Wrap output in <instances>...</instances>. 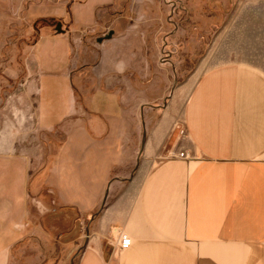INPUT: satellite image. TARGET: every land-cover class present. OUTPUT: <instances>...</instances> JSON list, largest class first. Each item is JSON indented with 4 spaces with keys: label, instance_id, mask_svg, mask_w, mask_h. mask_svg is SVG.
I'll return each instance as SVG.
<instances>
[{
    "label": "crops",
    "instance_id": "1",
    "mask_svg": "<svg viewBox=\"0 0 264 264\" xmlns=\"http://www.w3.org/2000/svg\"><path fill=\"white\" fill-rule=\"evenodd\" d=\"M62 2L68 6L69 0ZM80 3L72 2L70 20L91 29L114 0ZM69 52L65 34L46 33L35 45V62L60 73ZM88 99L86 114L64 128L53 167L59 208L87 221V238L72 249L79 250L74 264H264L262 69L232 62L202 73L181 109L191 155L186 148L168 155L175 107H163L133 152L134 172L114 195L107 192L110 200L95 212L128 138L115 98L92 93ZM179 152L188 158H178ZM28 175L23 157L0 154V235L7 237L0 264H17L31 241L16 230L31 216L26 196L36 181ZM118 230L132 243L116 254Z\"/></svg>",
    "mask_w": 264,
    "mask_h": 264
},
{
    "label": "rangeland",
    "instance_id": "2",
    "mask_svg": "<svg viewBox=\"0 0 264 264\" xmlns=\"http://www.w3.org/2000/svg\"><path fill=\"white\" fill-rule=\"evenodd\" d=\"M72 2L82 0H0V154L23 157L36 181L26 196L31 216L16 226L31 239L17 264H74L72 249L87 238V221L55 201L53 167L63 130L86 114L88 96L115 98L128 138L95 212L134 172L133 152L163 107H175L168 155L187 149L181 109L202 73L232 62L264 71V0H114L91 29L70 20ZM57 22L69 60L49 73L36 64L35 45L46 33L59 35ZM109 30L112 37L97 43Z\"/></svg>",
    "mask_w": 264,
    "mask_h": 264
},
{
    "label": "built area",
    "instance_id": "3",
    "mask_svg": "<svg viewBox=\"0 0 264 264\" xmlns=\"http://www.w3.org/2000/svg\"><path fill=\"white\" fill-rule=\"evenodd\" d=\"M176 156L179 158L187 157L182 152L178 153ZM131 243H132V239L130 238V236H128L122 230H118V232L116 233L114 242H113L114 253L118 254L126 250L131 245Z\"/></svg>",
    "mask_w": 264,
    "mask_h": 264
},
{
    "label": "water",
    "instance_id": "4",
    "mask_svg": "<svg viewBox=\"0 0 264 264\" xmlns=\"http://www.w3.org/2000/svg\"><path fill=\"white\" fill-rule=\"evenodd\" d=\"M60 26H61L60 22H57L56 25H55V32L58 33V34H63L64 31L60 28ZM112 35H113V31L109 30L103 36L96 38V42L97 43H101L103 40H108V39H110L112 37Z\"/></svg>",
    "mask_w": 264,
    "mask_h": 264
},
{
    "label": "trees",
    "instance_id": "5",
    "mask_svg": "<svg viewBox=\"0 0 264 264\" xmlns=\"http://www.w3.org/2000/svg\"><path fill=\"white\" fill-rule=\"evenodd\" d=\"M97 215H98V213H96V214H91V216L90 217H92V219H91V221H94L95 220V218L97 217ZM91 223V222H90ZM78 254L79 253H77L76 255H75V260H76V258L78 257ZM74 255V254H73ZM75 262V261H74Z\"/></svg>",
    "mask_w": 264,
    "mask_h": 264
}]
</instances>
